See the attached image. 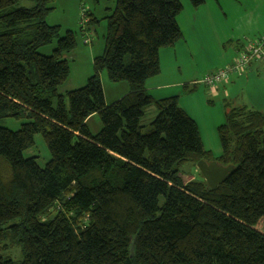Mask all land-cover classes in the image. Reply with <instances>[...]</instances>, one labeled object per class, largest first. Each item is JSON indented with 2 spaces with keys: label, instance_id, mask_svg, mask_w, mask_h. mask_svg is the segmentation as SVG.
I'll use <instances>...</instances> for the list:
<instances>
[{
  "label": "trees",
  "instance_id": "1",
  "mask_svg": "<svg viewBox=\"0 0 264 264\" xmlns=\"http://www.w3.org/2000/svg\"><path fill=\"white\" fill-rule=\"evenodd\" d=\"M53 1L0 0V122L21 121L0 124V264H264V112L229 108L215 158L178 97L145 91L159 51L181 38L180 1L116 0L93 74L65 96L57 90L75 40L46 23ZM54 39L50 55L38 53ZM101 71L128 86L110 105ZM35 135L49 155L43 167L23 155ZM201 160L232 171L214 189L180 179L181 165Z\"/></svg>",
  "mask_w": 264,
  "mask_h": 264
},
{
  "label": "rangeland",
  "instance_id": "2",
  "mask_svg": "<svg viewBox=\"0 0 264 264\" xmlns=\"http://www.w3.org/2000/svg\"><path fill=\"white\" fill-rule=\"evenodd\" d=\"M183 1L189 3L188 0ZM115 2L116 0H55L51 4L53 9L46 15V23L51 26H59V37L64 36L70 31L75 40V47L73 50L69 54L64 55L67 61L69 74L64 83L58 87L57 92L59 94L65 96L68 91L82 87L86 83L88 77L93 74V59L100 55L104 48L105 17L111 13L115 6ZM20 5L29 7L31 3L29 0H20ZM191 7L190 5V8ZM184 10L185 8L180 13L182 14ZM83 13L86 16L82 18ZM226 16L225 19L220 17L219 24L221 28H223L224 36H221L220 43L211 46L212 50L210 51H212V56L207 59L205 67L212 70L207 71V73L224 67H219V65L229 61L234 54L233 43H227L226 35L232 38V36L236 37L239 34L241 36L248 34V36H246L247 39H250L249 41H255L252 40V38L264 32V18L261 17L262 22L257 24L258 20L255 16L251 15L249 11L243 12V10H235L232 13L226 14ZM90 18H95V20L90 21V23L83 22L84 19L88 20ZM84 41H87V43ZM243 41L242 46L247 44L245 39ZM55 47L56 39L50 44L39 48L38 53L44 56L50 55ZM201 63L202 61H198V67L200 66L202 69L204 66L201 65ZM207 73L198 77L194 83L200 82ZM261 73L264 77V69H262ZM99 79L102 92L104 93L103 95H105V101L108 105L115 99L116 92H120L123 88L122 86H126L124 82H111L107 78L105 71L99 73ZM194 86L197 88L195 92L191 94H180L178 105H181V107L185 109L187 115L196 121L204 149L210 151L213 157L216 158L221 154L217 128L225 121L223 101L221 96H209L210 94H207L208 89L204 85L196 83ZM188 88L192 87L188 86ZM52 102L55 105L54 98H52ZM155 114V110L152 107L149 111L147 110V114L142 120V125L146 127L143 128L144 130L142 131H146ZM20 122L21 121L14 119H4L0 124L9 130H16ZM87 123L91 133H96L101 127L97 116L89 118ZM23 155L26 158L36 157L37 164L40 167H43L49 159L46 146L39 135L34 136L33 147L25 151ZM178 176L184 182L203 180L196 166L191 163L181 165L179 167ZM258 230L264 233V227H259ZM19 250L20 249L15 248L11 249V254H13L15 261L21 260L22 256Z\"/></svg>",
  "mask_w": 264,
  "mask_h": 264
},
{
  "label": "crops",
  "instance_id": "3",
  "mask_svg": "<svg viewBox=\"0 0 264 264\" xmlns=\"http://www.w3.org/2000/svg\"><path fill=\"white\" fill-rule=\"evenodd\" d=\"M180 3L183 4L182 10L185 8L184 12L179 13L176 17L177 25L181 31V38L173 46L159 51L160 71L158 75L147 79L144 84L146 93L156 100L173 96L179 98L181 93L191 94L196 91L197 88L193 83L202 74L212 70L205 67L207 59L212 56L211 46L220 43L221 36H224L223 28L219 24L220 17L225 19L226 14L235 10H243V12L249 11L251 15L255 16L258 20L257 24L262 22L261 17L264 18V0H204L202 6L196 8H190L189 3L183 0ZM261 34L252 38V40H257L264 32ZM246 36L248 34L242 36L239 34L236 37L232 36V38L226 35L227 43H233L234 54L229 61L221 63L219 67H225L232 61L238 51L242 49L243 40L245 39L247 42L250 40ZM198 61H202L201 65L204 68L198 67ZM262 69L264 68L261 64L253 63L240 76H232L227 82H223L213 89L207 88V94L214 97L221 96L224 115L225 111L231 107L264 112V77L261 73ZM216 70L210 71V73ZM126 86H122V90L116 92L113 102L128 92V86ZM188 86L192 88H188ZM103 96L105 104L108 105L105 101V95ZM180 108L183 109L181 105ZM183 110L185 111V109ZM88 119L86 124H88Z\"/></svg>",
  "mask_w": 264,
  "mask_h": 264
},
{
  "label": "built area",
  "instance_id": "4",
  "mask_svg": "<svg viewBox=\"0 0 264 264\" xmlns=\"http://www.w3.org/2000/svg\"><path fill=\"white\" fill-rule=\"evenodd\" d=\"M83 16L86 15L83 13L82 18ZM83 22L86 23L87 20L84 19ZM84 42L87 43V41ZM253 63L261 64L264 67V34L255 41L247 42L227 66L206 74L200 82L196 83L213 89L217 85L227 82L232 76H240Z\"/></svg>",
  "mask_w": 264,
  "mask_h": 264
},
{
  "label": "water",
  "instance_id": "5",
  "mask_svg": "<svg viewBox=\"0 0 264 264\" xmlns=\"http://www.w3.org/2000/svg\"><path fill=\"white\" fill-rule=\"evenodd\" d=\"M196 168L201 174L208 189L216 188L220 183L224 181L226 176L232 171V166H220L216 162L198 161Z\"/></svg>",
  "mask_w": 264,
  "mask_h": 264
}]
</instances>
